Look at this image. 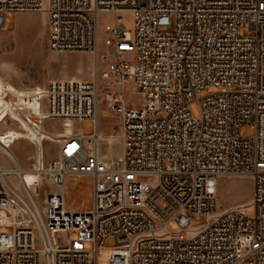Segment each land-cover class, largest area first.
<instances>
[{"label":"built area","instance_id":"obj_1","mask_svg":"<svg viewBox=\"0 0 264 264\" xmlns=\"http://www.w3.org/2000/svg\"><path fill=\"white\" fill-rule=\"evenodd\" d=\"M41 12L49 51L90 53L95 72L90 81L0 87V125L40 136L21 112L77 125L48 145V159L39 142L26 170L0 135L10 163L0 160V264H97L108 238L109 264H264V0H0V28L7 13ZM99 14L112 16L104 46L113 59L104 54L102 69ZM124 83L139 106L110 89ZM100 103L119 117L117 134L100 133ZM80 176L91 178V203L72 211L66 180ZM231 176L251 179V198L220 210L217 179ZM196 217L206 223L192 230Z\"/></svg>","mask_w":264,"mask_h":264},{"label":"rangeland","instance_id":"obj_2","mask_svg":"<svg viewBox=\"0 0 264 264\" xmlns=\"http://www.w3.org/2000/svg\"><path fill=\"white\" fill-rule=\"evenodd\" d=\"M125 28L134 34V18L130 13H123L121 15ZM98 63L99 68L104 67V62L101 58L107 54V61L113 59V54L110 48L104 46L106 33L112 22V16L109 14L98 15ZM47 17L46 14L41 13H7L4 15V23L0 28V87H12L16 91H26L36 87H42L49 81L57 79H75L82 81H90L93 74V57L87 52L75 53H52L47 47V32H46ZM105 87H102V91ZM110 88V87H109ZM111 90H118L122 92L127 104L136 107L139 106L142 97L136 93L128 83H124V87H111ZM193 114L196 115V109L192 106ZM99 118L98 124L101 129L102 126L110 127L116 121V114L108 110L103 104H99ZM22 116H27V119L32 123L33 128L38 132L42 130L40 136L35 135L25 125L23 130L18 124L13 123L14 127L9 125H0V135L8 134L10 132L18 133V137L13 139V145L10 151L14 154L18 151L21 156L22 166L17 165L21 169H30L34 163V159H29V151L34 148L32 140L35 141L36 147L38 143L43 144V156L48 159L49 152L47 147L59 140V137L64 135L65 129L60 123L44 121L40 122L34 117L25 115L21 112ZM76 126L69 128L71 133L75 132ZM84 134L92 132V125L90 121H85L80 125ZM114 133H118L117 124L114 127ZM25 129V130H24ZM29 134H25V131ZM111 133V132H110ZM252 134L250 128H241L240 135L248 137ZM29 136L30 138L26 137ZM43 136V139L42 137ZM44 137L46 139H44ZM56 138V140H52ZM33 141V142H34ZM36 150V149H35ZM6 153V151L3 149ZM0 148V160L6 167L10 163L4 158V153ZM25 179L30 183L34 178L32 175L27 174ZM150 184H154L152 179ZM216 197L218 200V208L226 210L229 208L245 206L251 198L252 194V181L249 177L231 176L228 178L217 179ZM47 187H43L34 192L41 198L46 192ZM66 205L72 209L83 210L88 208L91 203V178L87 176H80L78 178H71L66 180ZM251 216V213H248ZM206 223L203 217H196L191 220L190 228L192 230L199 229ZM173 232H178L175 225H170ZM1 231H5L0 229ZM6 231H11L7 229ZM184 234V232H183ZM74 238V235H70ZM115 246L111 238L106 239L104 246L97 251V264H109L111 251ZM89 247V246H88ZM87 247V248H88Z\"/></svg>","mask_w":264,"mask_h":264},{"label":"crops","instance_id":"obj_3","mask_svg":"<svg viewBox=\"0 0 264 264\" xmlns=\"http://www.w3.org/2000/svg\"><path fill=\"white\" fill-rule=\"evenodd\" d=\"M130 86H131V84L130 83H128ZM123 87H124V85H123ZM11 91H16L14 88H12V87H8ZM131 88H132V86H131ZM133 89V88H132ZM114 91H118V90H114ZM119 92V91H118ZM1 107L2 106H0V109H1ZM100 114V113H99ZM117 116V115H116ZM115 119H116V121L112 124V126H110V127H104V126H102L103 128L101 129V127H99V131H100V133L101 134H104V135H107V134H110V132L111 133H114V130H116L114 127H115V124H117V127H118V132H119V129H120V119H119V117L117 116V117H115ZM4 135V134H3ZM5 135H7L9 138H10V140H13V139H15L16 137H18V133H16V132H10V133H8V134H5ZM2 136V135H1ZM42 137V139H43V136H41ZM44 139H46L45 137H44ZM9 140V141H10ZM52 140H56V138H52ZM32 141V140H31ZM32 144L34 145V148L36 149H31L30 151H29V155H30V157H29V159H32V158H35L36 159V156H37V147H36V143L35 142H33L32 141ZM47 149V151L49 152V156H51V154H50V149H49V147H47L46 148ZM6 152H7V149H4ZM18 151H20V150H17V152H15V154H16V159H17V162H18V165H21L22 166V161H21V156H20V153H18ZM34 159V160H35ZM20 166V167H21ZM32 166V165H31ZM23 167V166H22ZM67 206V205H66ZM67 208L69 209V210H72V211H77L76 209H72V208H70V207H68L67 206Z\"/></svg>","mask_w":264,"mask_h":264},{"label":"bare ground","instance_id":"obj_4","mask_svg":"<svg viewBox=\"0 0 264 264\" xmlns=\"http://www.w3.org/2000/svg\"><path fill=\"white\" fill-rule=\"evenodd\" d=\"M78 52H83V51H78ZM92 57H93V61H94V63H93V74H92V78H93V75H94V72H95V60H94V56L93 55H92ZM78 81H82V80H78ZM71 126H72V124H68L67 126H63L65 131H66V132H64L63 136H66V135L71 133L70 130H69V128H71Z\"/></svg>","mask_w":264,"mask_h":264}]
</instances>
